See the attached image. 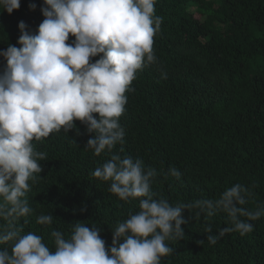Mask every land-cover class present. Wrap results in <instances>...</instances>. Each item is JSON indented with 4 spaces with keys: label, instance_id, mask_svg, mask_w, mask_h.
<instances>
[{
    "label": "trees",
    "instance_id": "trees-1",
    "mask_svg": "<svg viewBox=\"0 0 264 264\" xmlns=\"http://www.w3.org/2000/svg\"><path fill=\"white\" fill-rule=\"evenodd\" d=\"M201 1L156 0L155 14L163 18L153 44L157 62L139 70L125 93L119 118L124 142L113 153L155 168L152 190L172 205L215 199L240 183L252 191L245 207L255 210L264 204V0ZM42 5L43 0H20L11 14L0 10V51L21 46L19 22L36 33ZM5 64L0 56V71ZM75 125L33 141L46 160L39 161L43 170L27 194L32 212L18 224L53 250L51 231L67 237L76 223L97 224L109 247L111 229L139 210V200H120L108 191L110 182L92 176L110 154L94 155L85 147L93 134L79 120ZM169 168L180 178H165ZM41 214L53 215L50 227L36 223ZM182 216L185 236L167 242L174 251L161 264H264V216L251 221L252 232L225 234L215 245L205 228L210 224L218 235L227 226L226 214L197 220L184 209Z\"/></svg>",
    "mask_w": 264,
    "mask_h": 264
},
{
    "label": "clouds",
    "instance_id": "clouds-1",
    "mask_svg": "<svg viewBox=\"0 0 264 264\" xmlns=\"http://www.w3.org/2000/svg\"><path fill=\"white\" fill-rule=\"evenodd\" d=\"M155 2L43 0L44 19L36 33L21 21V46L9 44L0 51L6 60L0 71V264H161L174 251L167 242L185 236L184 209L197 220L226 214L227 226L218 235L211 234L210 224L205 228L212 245L225 234L252 232L251 221L264 216V204L255 210L245 207L252 191L240 183L215 199L172 205L152 190L155 168L113 153L117 143L124 142L119 118L126 110L125 93L132 90L139 70L157 62L153 44L163 18L155 14ZM19 7L20 0H0V10L9 14ZM70 35L74 39L69 43ZM76 120L93 134L85 147L96 156L110 154L92 176L110 182L108 191L120 200H139V210L111 229L109 247L97 224L89 228L76 223L67 237L51 231L53 250L41 235L25 233L18 224L32 212L27 194L43 170L39 161L46 160L33 141L68 133ZM164 175L179 179L181 173L169 168ZM36 223L50 227L53 215L41 214Z\"/></svg>",
    "mask_w": 264,
    "mask_h": 264
},
{
    "label": "rangeland",
    "instance_id": "rangeland-1",
    "mask_svg": "<svg viewBox=\"0 0 264 264\" xmlns=\"http://www.w3.org/2000/svg\"><path fill=\"white\" fill-rule=\"evenodd\" d=\"M200 3H202V1L201 0H198Z\"/></svg>",
    "mask_w": 264,
    "mask_h": 264
}]
</instances>
